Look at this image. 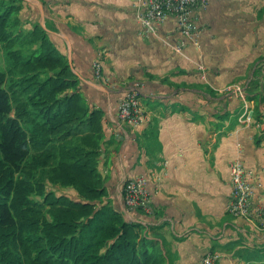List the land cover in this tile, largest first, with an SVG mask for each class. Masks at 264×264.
<instances>
[{
    "label": "crops",
    "instance_id": "obj_1",
    "mask_svg": "<svg viewBox=\"0 0 264 264\" xmlns=\"http://www.w3.org/2000/svg\"><path fill=\"white\" fill-rule=\"evenodd\" d=\"M17 5L24 29L45 30L68 63L74 91L102 114L98 173L105 196L97 208L142 225L145 245L163 264H200L208 253L219 255L218 264H264V228L227 210L233 162L252 173L251 206L264 208V0H209L191 13L193 40L172 16L143 27L144 0ZM245 82L250 125L238 122L241 103L220 93ZM127 88L140 91L145 121L138 129L119 124ZM138 178L149 203L130 209L123 186Z\"/></svg>",
    "mask_w": 264,
    "mask_h": 264
},
{
    "label": "trees",
    "instance_id": "obj_2",
    "mask_svg": "<svg viewBox=\"0 0 264 264\" xmlns=\"http://www.w3.org/2000/svg\"><path fill=\"white\" fill-rule=\"evenodd\" d=\"M1 1L0 264H163L142 225L97 208L101 112L74 91L45 30L24 29L20 0Z\"/></svg>",
    "mask_w": 264,
    "mask_h": 264
},
{
    "label": "built area",
    "instance_id": "obj_3",
    "mask_svg": "<svg viewBox=\"0 0 264 264\" xmlns=\"http://www.w3.org/2000/svg\"><path fill=\"white\" fill-rule=\"evenodd\" d=\"M209 0H144L145 11L138 19L143 27L151 29L152 24L161 23L167 16L176 19L180 33L193 40L195 27L191 21V13L198 8H206ZM100 64H94L96 79L100 78ZM250 83L232 84L223 88L220 93L228 99L241 103L242 112L238 118L239 124L250 125L253 120L252 109L247 100ZM140 91L137 88H127L119 105L118 119L120 127L140 128L145 121L139 102ZM259 127V126H258ZM231 193L228 203V213L235 218H242L251 224L264 228V208L252 207L251 200L256 187L250 182L252 173L239 162L230 165ZM123 199L130 209L145 208L149 199L145 191V181L142 178L127 180L123 186ZM219 255L208 253L200 264H218Z\"/></svg>",
    "mask_w": 264,
    "mask_h": 264
},
{
    "label": "rangeland",
    "instance_id": "obj_4",
    "mask_svg": "<svg viewBox=\"0 0 264 264\" xmlns=\"http://www.w3.org/2000/svg\"><path fill=\"white\" fill-rule=\"evenodd\" d=\"M1 6H2V1L0 0V10H1ZM6 68H7V64H6V61H5V57L3 55V51L0 49V71H2V72L6 71ZM61 192L64 193V194H67L64 191H61Z\"/></svg>",
    "mask_w": 264,
    "mask_h": 264
},
{
    "label": "water",
    "instance_id": "obj_5",
    "mask_svg": "<svg viewBox=\"0 0 264 264\" xmlns=\"http://www.w3.org/2000/svg\"><path fill=\"white\" fill-rule=\"evenodd\" d=\"M263 130H264V127H263Z\"/></svg>",
    "mask_w": 264,
    "mask_h": 264
}]
</instances>
